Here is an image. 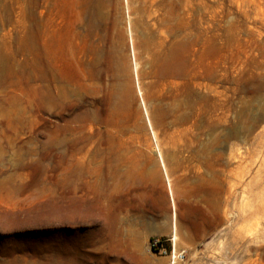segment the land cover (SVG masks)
Here are the masks:
<instances>
[{"label":"rangeland","instance_id":"1","mask_svg":"<svg viewBox=\"0 0 264 264\" xmlns=\"http://www.w3.org/2000/svg\"><path fill=\"white\" fill-rule=\"evenodd\" d=\"M156 147L174 264H264V0H0V264H172Z\"/></svg>","mask_w":264,"mask_h":264},{"label":"bare ground","instance_id":"2","mask_svg":"<svg viewBox=\"0 0 264 264\" xmlns=\"http://www.w3.org/2000/svg\"><path fill=\"white\" fill-rule=\"evenodd\" d=\"M30 11V10H29ZM26 42H27V51H28V54L30 55L31 54V48L33 47V35L31 34V27H29V32H28V36H27V39H26ZM45 71V70H44ZM46 73V72H45ZM134 77H135V80H136V88H137V94L140 96L141 98V105L143 107V110H144V113L145 115H147V108H146V104H145V100L143 98V91L140 87V82L138 80V74L136 72V69L134 68ZM58 91V90H56ZM48 98V97H47ZM45 101V100H43ZM45 103H47L45 101ZM147 119V122H148V125H149V128H150V132L151 134H155L154 130L151 128V125H150V122H149V119L146 117ZM108 149V148H107ZM105 150V149H104ZM112 150V149H111ZM154 151L156 152L157 156H158V159H159V163H160V167L162 169V172L164 174V177H165V180H166V188H167V192H168V197H169V203H170V208H171V211H170V214L168 215L167 214V211H164L162 212L166 218H168V220H170V225H171V232H172V235H173V238H172V244H173V251L171 253V263L174 264L175 263V260L177 257H179V255L181 256V253L178 254L177 252V245H176V239H177V221H178V216H177V212H176V209L177 208V205H176V201H175V197H174V188H173V183L170 179V176L168 174V170L166 168V165L164 163V160L162 158V155H161V152L160 150L156 147L154 148ZM104 152V151H103ZM105 154V153H104ZM109 155V154H108ZM113 158V157H112ZM119 158H122V150L119 149L116 153L114 152V160H118ZM108 159V158H107ZM111 160V159H110ZM113 160V159H112ZM106 161V160H105ZM102 182V181H101ZM105 182V181H104ZM81 185V184H80ZM81 189V188H80ZM85 194V192H84ZM87 195V194H86ZM86 215V214H85ZM163 216V215H162ZM86 218V217H84ZM90 220V218H88ZM87 219V220H88ZM85 220V219H84ZM86 220V221H87ZM92 220V219H91ZM88 222V221H87ZM257 222V221H256ZM103 235V234H102ZM107 240H108V237H107ZM68 243H69V240L68 239H65L63 241V248H62V251L60 252H63L62 254L64 255V258H65V261H63L61 264H92L89 259H82L80 258V256L76 253H74L73 255L71 254L72 253V250L69 248L68 246ZM106 243V242H105ZM77 244V243H76ZM104 244V243H103ZM72 245V244H71ZM83 245V244H81ZM101 245V244H100ZM105 245V244H104ZM107 245V244H106ZM76 246V245H75ZM80 246V243L78 244L77 246V249L79 248ZM71 247V246H70ZM74 247V246H73ZM102 247V246H101ZM104 248V247H103ZM262 249V248H261ZM74 251V249H73Z\"/></svg>","mask_w":264,"mask_h":264},{"label":"crops","instance_id":"3","mask_svg":"<svg viewBox=\"0 0 264 264\" xmlns=\"http://www.w3.org/2000/svg\"><path fill=\"white\" fill-rule=\"evenodd\" d=\"M125 173V171H124ZM131 172L129 171V175ZM134 175H136V170L134 169ZM129 196H134V201H131L129 199L128 201V209H137V202H136V192L134 191L133 194H131V191L129 193ZM176 205L178 209H221L220 205L217 207L214 204V197H205V196H200V191L196 188L195 190H189L188 192H183L182 195H174ZM178 198H181L179 201L176 200ZM167 198H168V193H167ZM178 203V204H177ZM169 204V200H168ZM119 209H127V204H126V195L124 192V200L122 204V200L119 202ZM170 209V206H169Z\"/></svg>","mask_w":264,"mask_h":264},{"label":"built area","instance_id":"4","mask_svg":"<svg viewBox=\"0 0 264 264\" xmlns=\"http://www.w3.org/2000/svg\"><path fill=\"white\" fill-rule=\"evenodd\" d=\"M157 242H158L157 240H154L153 246H156Z\"/></svg>","mask_w":264,"mask_h":264}]
</instances>
